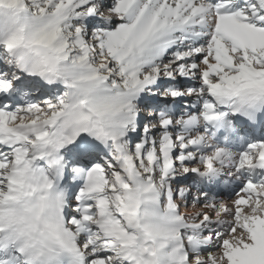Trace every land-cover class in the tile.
Returning <instances> with one entry per match:
<instances>
[{
	"label": "snow or ice",
	"instance_id": "1",
	"mask_svg": "<svg viewBox=\"0 0 264 264\" xmlns=\"http://www.w3.org/2000/svg\"><path fill=\"white\" fill-rule=\"evenodd\" d=\"M261 113L264 0H0V264H264Z\"/></svg>",
	"mask_w": 264,
	"mask_h": 264
},
{
	"label": "bare ground",
	"instance_id": "2",
	"mask_svg": "<svg viewBox=\"0 0 264 264\" xmlns=\"http://www.w3.org/2000/svg\"><path fill=\"white\" fill-rule=\"evenodd\" d=\"M258 111H259V109L256 108L253 111V115H255V112H258ZM260 115H261L260 117L263 119L264 113H261ZM240 118H244V117L243 116L230 117V119L237 120L239 122L237 125L241 129V137L240 138H235V139L231 140L228 144H223L222 141H220L218 139H214L211 136H208L206 138L207 142L212 146L219 145L220 147L225 148L234 157L237 154V152H239V150H244V148H246V146H245L246 144H250L252 142L264 140V133H261V130L256 131L254 128L247 126L244 123V121H241V122L239 121ZM262 128H264V122H263ZM232 162L233 161L230 157H227V156L224 157L222 165L217 170H221V171L224 170L223 165H229L230 166ZM214 163H216V161H214ZM193 177L194 176H192V178ZM193 181L196 183V185L199 184V186H201L204 189H208V190H211L214 192L217 191L215 189L214 185H210L209 182L206 180L201 181V179L199 177H196V179ZM217 194H219V192H217ZM198 210L202 211V209H197V208H190L189 210L185 209L186 212H190V211L196 212Z\"/></svg>",
	"mask_w": 264,
	"mask_h": 264
},
{
	"label": "rangeland",
	"instance_id": "3",
	"mask_svg": "<svg viewBox=\"0 0 264 264\" xmlns=\"http://www.w3.org/2000/svg\"><path fill=\"white\" fill-rule=\"evenodd\" d=\"M260 130V129H259ZM261 133H264V128H261ZM247 145L248 144H246L245 146L247 147ZM238 153V152H237ZM196 179V177L194 176L193 178H191L189 181H188V183L189 184H191V185H193V187H194V189H196V190H198V189H200V188H202L201 186H199V184H197L196 185V183L193 181V180H195ZM194 182V183H193ZM229 198H231L230 196H229ZM193 208H196L195 206L193 207ZM190 209V208H189ZM188 209V210H189ZM191 212V211H190ZM193 212V211H192Z\"/></svg>",
	"mask_w": 264,
	"mask_h": 264
}]
</instances>
